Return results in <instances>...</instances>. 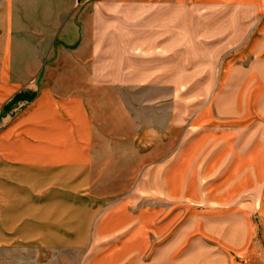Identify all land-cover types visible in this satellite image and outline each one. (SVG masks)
<instances>
[{
  "label": "crops",
  "instance_id": "0c3cea01",
  "mask_svg": "<svg viewBox=\"0 0 264 264\" xmlns=\"http://www.w3.org/2000/svg\"><path fill=\"white\" fill-rule=\"evenodd\" d=\"M193 39L215 49L193 53ZM150 50L166 51L161 75H144ZM176 51L182 64L192 55L215 58L211 95L177 140L174 104L144 106L143 120L156 115L145 135L152 151L165 128L172 145L124 195L98 201L87 193L94 116L83 98L54 88L70 71L110 86L95 73L113 63L123 70L129 55L137 87L175 88ZM44 72L57 73L53 83ZM260 232L264 0H0V254L40 249L71 264H241Z\"/></svg>",
  "mask_w": 264,
  "mask_h": 264
},
{
  "label": "rangeland",
  "instance_id": "374dc122",
  "mask_svg": "<svg viewBox=\"0 0 264 264\" xmlns=\"http://www.w3.org/2000/svg\"><path fill=\"white\" fill-rule=\"evenodd\" d=\"M21 10V9H20ZM197 13L192 12V16ZM232 14L225 12V19H231ZM162 20V18H161ZM164 26V27H163ZM160 31H167V26L160 23ZM150 31H154L151 29ZM194 32V31H193ZM198 32V31H197ZM166 43V41H164ZM162 42V43H164ZM160 43V44H162ZM182 41H176V48L180 47ZM193 53L195 49L213 48L215 45H201L199 40H192ZM157 46V45H156ZM162 48V45H160ZM227 45H225L226 47ZM153 48V47H152ZM226 49V48H225ZM166 50V48H165ZM145 55L144 75L160 74L162 62L168 57L163 51L155 55ZM164 53V54H163ZM192 55L186 58L189 63L182 64L184 60L176 51L175 88H147L136 86L135 56L121 57L123 70L119 71L113 63V70L109 73L97 72V81L107 83L110 86H93L91 79L94 73L87 71H73L62 74V86L54 88L58 95L65 97L79 96L89 105L94 118V142H93V166L90 167L91 181L87 189L90 196L98 201L107 203L124 195L132 186L135 178L142 168L152 162L159 155L166 154L171 144L168 140V129L164 130L163 140L159 149L152 151L151 142L146 138V133L152 127L156 128V115L147 120L141 117L142 112H147L144 106L171 103L175 106V127H170L173 139H178L180 130L185 119L201 106L211 95L213 88V64L215 58ZM114 59H116L114 57ZM191 59V60H190ZM155 65L154 67H152ZM76 67V66H75ZM189 71H181L180 69ZM167 75V73L165 74ZM48 83H53L56 72H44L41 74ZM183 86H178L179 84ZM73 84V85H72ZM180 84V85H181ZM153 100L154 104L150 102ZM162 113V112H161ZM161 115L160 128L162 134V117L167 115V110ZM151 118V120H150ZM143 121H142V120ZM123 134V135H121ZM124 136V137H123ZM69 259L71 257L69 256ZM63 260V262H62ZM0 264H71L65 263V257L60 254L40 249H15L0 254ZM75 264H77L75 262ZM241 264H264V233L260 232L256 244L250 249L249 254Z\"/></svg>",
  "mask_w": 264,
  "mask_h": 264
}]
</instances>
